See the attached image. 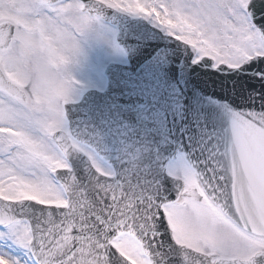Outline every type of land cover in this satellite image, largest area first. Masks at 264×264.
I'll use <instances>...</instances> for the list:
<instances>
[{"label":"snow or ice","instance_id":"1","mask_svg":"<svg viewBox=\"0 0 264 264\" xmlns=\"http://www.w3.org/2000/svg\"><path fill=\"white\" fill-rule=\"evenodd\" d=\"M72 9L142 18L190 49L231 82L228 127L191 162L118 169L69 118L71 72L27 67L33 36ZM0 264H264V0H0Z\"/></svg>","mask_w":264,"mask_h":264},{"label":"water","instance_id":"2","mask_svg":"<svg viewBox=\"0 0 264 264\" xmlns=\"http://www.w3.org/2000/svg\"><path fill=\"white\" fill-rule=\"evenodd\" d=\"M103 20L117 27L115 39L127 63L107 65L105 90L83 94L79 103L94 95L99 108L84 125L95 127L100 114L126 130L130 126L137 161L178 148L191 162L198 147L228 127L224 97L231 82H222V74L208 66L193 64L190 49L142 18L109 10Z\"/></svg>","mask_w":264,"mask_h":264},{"label":"clouds","instance_id":"3","mask_svg":"<svg viewBox=\"0 0 264 264\" xmlns=\"http://www.w3.org/2000/svg\"><path fill=\"white\" fill-rule=\"evenodd\" d=\"M8 10L11 11V8ZM103 17L84 16L78 10L72 9L68 13L69 26L54 28L43 35L35 34L27 57V67L33 79L45 74L56 78L63 71H70L71 63L65 68L69 54L80 50L81 42L85 37L100 32Z\"/></svg>","mask_w":264,"mask_h":264},{"label":"rangeland","instance_id":"4","mask_svg":"<svg viewBox=\"0 0 264 264\" xmlns=\"http://www.w3.org/2000/svg\"><path fill=\"white\" fill-rule=\"evenodd\" d=\"M115 28L105 23H102L100 32L93 36H88L83 39L81 42L82 45H87L90 49L91 53L97 54L98 60L105 66L110 61H123V51L122 49L116 44L114 40ZM84 48V46H83ZM91 53H87L85 50H82L80 46V50L78 54L82 57L84 65L81 59L76 55L73 62L70 64V72L74 74H79L82 78L83 76H90V78H95V74L100 69V62L97 63L96 58L91 55ZM98 65V66H97ZM86 70V73L84 70ZM97 72V73H98ZM95 76V77H94ZM88 78V77H87ZM89 80L92 79H85L80 80L78 79V84H91ZM78 92H76L75 88L72 92V98L77 97ZM71 98V99H72Z\"/></svg>","mask_w":264,"mask_h":264},{"label":"flooded vegetation","instance_id":"5","mask_svg":"<svg viewBox=\"0 0 264 264\" xmlns=\"http://www.w3.org/2000/svg\"><path fill=\"white\" fill-rule=\"evenodd\" d=\"M100 67L102 69V65H100ZM90 79H92V80H89V82L92 81V83L91 84H87L85 88H88V87L102 88L103 87V72L102 71L100 73L96 74L95 78H90ZM177 156H179V153H176L174 155V157L172 159H170L169 161H167V162L172 161Z\"/></svg>","mask_w":264,"mask_h":264}]
</instances>
